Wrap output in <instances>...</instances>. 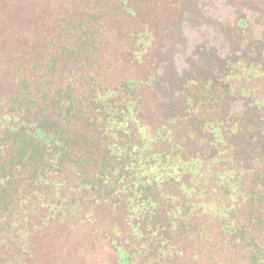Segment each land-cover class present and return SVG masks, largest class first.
<instances>
[{"label": "trees", "instance_id": "trees-1", "mask_svg": "<svg viewBox=\"0 0 264 264\" xmlns=\"http://www.w3.org/2000/svg\"><path fill=\"white\" fill-rule=\"evenodd\" d=\"M129 1L118 0L132 17ZM102 10L98 2L87 16L55 18L41 51L9 79L14 90L0 101V247L19 248L17 261L28 253L33 212L84 221L108 206L137 243L112 239L113 264H139L140 252L144 264H185L178 239L188 235L204 244L194 259L264 264V28L246 17L206 25L179 72L164 78L152 68L147 81L112 85L88 58ZM130 25L126 47L146 65L152 32ZM146 88L162 110L151 130L142 121L152 108ZM200 195L215 196L217 209L199 205Z\"/></svg>", "mask_w": 264, "mask_h": 264}, {"label": "rangeland", "instance_id": "rangeland-1", "mask_svg": "<svg viewBox=\"0 0 264 264\" xmlns=\"http://www.w3.org/2000/svg\"><path fill=\"white\" fill-rule=\"evenodd\" d=\"M98 2L103 5V29L96 52L88 58L103 74L107 73L112 85L133 76L147 81L152 68L164 78L179 72L189 61L187 43H197L208 25H233L239 18L246 17L249 25L257 21L264 28V0H182L179 6L178 0H130L132 17L121 10L118 0H0V101L14 90L9 79L17 74L19 63L27 55L41 51L45 39L53 32L54 19L87 16ZM131 23H144L152 32L148 51L151 60L148 59L146 65L137 63L126 47V30L131 28ZM133 35L132 32L130 38H134ZM234 50L240 51L241 47L236 46ZM79 61L81 70L85 71L87 64L83 58ZM144 92L152 108L144 113L142 121L150 123L162 110L155 94L147 88ZM199 199V205H206L210 211L217 209L215 196L200 195ZM97 211L93 217L86 211L89 218L86 216L84 221L70 217L48 220L44 218V211L33 212L35 220L29 223L28 253L18 254L21 258L17 261L13 257L21 251L19 248L11 251L6 245L1 246L0 264H113L116 254L112 239L130 249L137 243L131 229L122 226L115 210L101 206ZM180 239L189 258L185 264H216L210 253L194 259L195 250L204 248L203 243H198L202 240L190 235ZM148 261L145 253L138 254L139 264Z\"/></svg>", "mask_w": 264, "mask_h": 264}]
</instances>
